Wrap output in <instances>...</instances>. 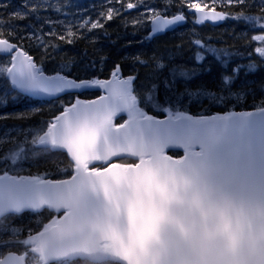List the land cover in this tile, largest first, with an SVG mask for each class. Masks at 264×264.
<instances>
[{"label":"snow or ice","instance_id":"obj_1","mask_svg":"<svg viewBox=\"0 0 264 264\" xmlns=\"http://www.w3.org/2000/svg\"><path fill=\"white\" fill-rule=\"evenodd\" d=\"M116 2L123 4V0ZM234 3L243 5L245 0H227L229 6ZM140 6L152 13V34L186 20L182 7L171 19L164 18L171 0L163 10L142 2L127 4L128 9ZM39 7L34 5L32 10ZM188 7L200 14L195 23L243 19L255 21L264 32V10L259 17L243 13L230 17L215 7L205 11L200 3ZM120 11L109 7L107 19ZM15 15L23 18L20 13ZM89 24L93 29L103 27L99 20L90 19L81 27ZM6 26L7 22H0V52L12 56V67H0V74L7 71L14 88L48 96L97 88L109 94L65 106L48 122L47 131L32 141L46 152L66 150L74 169L71 179L13 177L7 167L3 169L0 218L25 210L40 213L45 207L56 215L35 234L30 229L26 239L0 241V247L24 248L23 254L0 258V264H27L29 253L35 264H76L80 260L84 264H264V107L240 118L211 119H193L164 108L168 119L156 120L138 107L132 88L135 78H121L119 65L112 80L77 81L59 73L45 76L17 44L3 38ZM67 35L75 33L69 30ZM33 38L39 39L35 33ZM253 39L264 45V36ZM196 43L204 48V55L197 53L198 61L211 54L227 63L228 53ZM256 53L264 61V46ZM242 67L237 65L222 76L225 87L234 82ZM255 70L252 64L246 66L247 72ZM194 74L179 72L185 78ZM124 111L129 119L115 125L114 117ZM5 143L10 141L0 139V145ZM169 144L184 147V158L162 155ZM196 146L199 151L194 150ZM26 152L24 143L13 144L0 155V164L15 166ZM126 157L138 158V162H119ZM3 232L19 236L22 229L5 227Z\"/></svg>","mask_w":264,"mask_h":264},{"label":"trees","instance_id":"obj_2","mask_svg":"<svg viewBox=\"0 0 264 264\" xmlns=\"http://www.w3.org/2000/svg\"><path fill=\"white\" fill-rule=\"evenodd\" d=\"M0 0V22H7L4 37L17 44L35 63L37 69L47 75L68 76L76 80H106L117 65L120 77H134L132 88L137 97L138 107L146 114L155 117L169 115L163 111L170 108L172 113L192 115L229 114L233 111H247L264 107V61L256 53L264 45L253 37L264 36V32L254 28L251 23L228 18L215 25L195 23L186 14L183 25L154 39H147L149 20L152 13L140 6L128 9V3L142 2L163 10L167 0H123V4L113 0ZM200 3L206 9L230 14V17L243 13L247 16L261 15L264 0H245L243 5L229 6L227 0L221 6L220 0H171V7L165 14L179 13L182 7L186 13L188 5ZM41 5L33 11L34 5ZM120 8L119 14L107 19L108 8ZM59 9V11H57ZM20 13L23 18H19ZM101 13L104 15L101 16ZM99 20L102 28L81 27L85 20ZM197 29L198 33L195 32ZM71 30L75 36H68ZM13 31L9 36L8 32ZM49 32L56 33L50 36ZM33 33L37 38H33ZM66 39L61 40L59 36ZM217 53H228L227 63L223 64L213 55L206 54L197 60V53L204 55V48ZM43 40V45L40 40ZM68 40H72L71 43ZM140 61H144L142 64ZM11 55L0 54V67L7 69ZM160 63L162 68H157ZM227 64L243 65L234 82L225 87L222 76L231 73ZM252 64L255 71L247 72L246 66ZM181 70L195 72L189 78L179 75ZM0 74V139L7 138L10 143L0 145V155L13 144L24 143L27 152L15 166L0 164V175L8 168V174L16 177H38L46 180H60L71 176L73 166L64 151L46 152L34 147L32 141L47 131V124L59 115L65 106L76 99H91L98 91L87 90L80 93H66L53 99L34 97L15 90ZM175 73V75H174ZM214 94L222 99H212ZM149 95L151 99L149 100ZM23 117V118H21ZM126 117L118 115L113 123L120 124ZM173 157H180L179 150H169ZM133 158L120 160L130 162ZM135 161V160H134ZM67 169V172L64 171ZM61 214V213H60ZM46 207L40 213L25 210L19 215L9 214L0 218V241L26 239L31 229L33 234L55 216ZM22 229L19 236L5 235L3 229ZM24 253L21 246L0 247V257L8 252ZM27 264H35L29 253ZM76 264H84L83 260Z\"/></svg>","mask_w":264,"mask_h":264},{"label":"water","instance_id":"obj_3","mask_svg":"<svg viewBox=\"0 0 264 264\" xmlns=\"http://www.w3.org/2000/svg\"><path fill=\"white\" fill-rule=\"evenodd\" d=\"M211 9H205V11H210ZM217 11V10H216ZM189 12H193L194 14H195V16H196V19H198L199 18V16H200V14L199 13H196L195 12V9H190L189 10ZM218 12V11H217ZM175 15H177V14H175ZM174 16V15H173ZM173 16H164V18H166V19H171ZM151 21V20H150ZM205 22H210V23H212V24H215L217 21H211V20H208V21H205ZM184 22H178L177 24H174V25H172V26H170L169 28H167L165 31H168V30H172V29H174L175 27H177V26H180V25H182ZM151 29H152V24H151V22H150V31H149V33H148V35H147V38L148 39H152V38H154V37H156V36H159L160 34H162V33H164V32H161V33H156V34H152L151 33ZM12 43H14V42H12ZM15 44V43H14ZM201 44V43H200ZM196 45L197 46H199L197 43H196ZM0 54L1 55H5V54H3L2 52H0ZM15 53H13V55H14ZM27 54V53H26ZM28 55V54H27ZM20 63V61L18 60L17 61V64H19ZM9 67H12V56H11V63H10V65L8 66V68ZM44 73V72H43ZM44 75L45 76H49V77H52V76H56V75H47L46 73H44ZM5 77L7 78V81L11 84V86L13 87V85H12V82H11V79L8 77V73H7V71H6V73H5ZM70 78V77H69ZM113 79V76H111L109 79H107V80H112ZM77 81H79V80H77ZM105 81V80H104ZM14 88V87H13ZM15 90H17V91H19V92H21V93H25V94H29V95H32V96H34V97H39V98H45V99H53V98H55V97H57V96H60V95H63V94H66V93H60V94H57L56 96H48V95H46V94H44V93H36V94H31V93H28V92H25V91H22V90H20V89H18V88H14ZM83 91H85V90H74V91H72V92H70V93H80V92H83ZM92 91H100V92H102V94L101 95H99V96H97V97H95V98H93V99H87V100H81V101H92V100H99V98L101 97V96H107L109 93H108V91L107 90H105V89H103V88H97V89H92ZM260 109V108H259ZM259 109H251V110H248V111H246V112H242V111H233V112H231V113H229V114H224V113H214V114H217V115H223V117H237V118H240V117H243V115L244 114H246V113H258V111H259ZM237 112H241V113H243L242 115H236L237 114ZM184 115H186V114H184ZM190 115V114H189ZM210 115H213V114H210ZM210 115H190V117L191 118H195V117H199V116H210ZM152 117V116H151ZM168 117L169 116H164V117H161V118H154V119H156V120H167L168 119ZM216 118H220V116L219 117H216ZM178 149H181V150H185L184 149V147H182V146H179V145H176V144H169V145H167V146H165L164 147V149H163V151L165 152L166 150L167 151H169V150H178ZM194 150H198L199 151V146H196L195 147V149ZM64 152L66 153V150H64ZM67 154V153H66ZM165 156H167V154L165 155ZM184 154H183V157H182V159L184 158ZM168 157H170V156H168ZM147 158V157H146ZM173 160H180L179 158H176V157H171ZM137 159V158H136ZM10 176H13V175H10ZM13 177H16V176H13ZM23 178H27V177H23ZM67 179H71V177L70 178H66V179H60V180H67ZM52 181H59V180H52ZM9 253H15V254H23V253H16V252H13V251H8V252H6V253H4L0 258H4V257H6V256H8V254Z\"/></svg>","mask_w":264,"mask_h":264},{"label":"rangeland","instance_id":"obj_4","mask_svg":"<svg viewBox=\"0 0 264 264\" xmlns=\"http://www.w3.org/2000/svg\"><path fill=\"white\" fill-rule=\"evenodd\" d=\"M259 16H260V15H253V16H251V17H259ZM242 21H245V20L242 19ZM246 22H247V23H251V24L253 25L254 28H258V29H259V25L256 24L255 21H252V22H248V21H246ZM261 23H264V21H261ZM199 39H200L199 37H196V38H195V40H197V41H198ZM227 68H228V69H231V68H234V67H233V65H231V64H227ZM76 100H77V99H76ZM76 100H75V101H76ZM75 101H74V102H75ZM74 102H73V103H74ZM119 114H120V115H124L127 119H129V117H128V113H127L126 111H124V112H120V113H118L117 115H119ZM150 115H151V114H150ZM151 116H152V115H151ZM153 118H155V117H153ZM178 150H179V151L181 152V154H182L181 157H183V154L185 155V150H181V149H178ZM195 151H198V150H195ZM165 153L167 154V156L173 157V156H171V155L169 154V152H168L167 150L165 151Z\"/></svg>","mask_w":264,"mask_h":264},{"label":"flooded vegetation","instance_id":"obj_5","mask_svg":"<svg viewBox=\"0 0 264 264\" xmlns=\"http://www.w3.org/2000/svg\"><path fill=\"white\" fill-rule=\"evenodd\" d=\"M109 3V2H108ZM111 5V4H110ZM188 9H190L189 7L186 9V13H183L185 16H186V14L187 15H190V16H192L193 18H194V21H196V18H195V15L192 13V12H188ZM175 14H179V13H174V14H165L164 16H173V15H175ZM152 18V17H151ZM151 18H150V20H151ZM150 20H149V30H148V33H149V31H150ZM219 21H217L216 23H218ZM205 24H207L208 22H204ZM215 23V24H216ZM199 24H201V23H199ZM208 24H210V25H215V24H212V23H208ZM177 28V27H176ZM175 29V28H174ZM174 29H172V30H174ZM168 31H170V30H168ZM167 31H165L164 33H166ZM195 32L196 33H198V31H197V29H195ZM148 33H147V35H148ZM164 33H162V34H160L159 36H161V35H163ZM147 35H146V37H147ZM148 39V38H147Z\"/></svg>","mask_w":264,"mask_h":264},{"label":"bare ground","instance_id":"obj_6","mask_svg":"<svg viewBox=\"0 0 264 264\" xmlns=\"http://www.w3.org/2000/svg\"><path fill=\"white\" fill-rule=\"evenodd\" d=\"M178 27V26H177ZM176 28V27H175ZM243 113H241V112H237V114L236 115H242ZM186 116H188V117H190V115L189 114H186ZM223 117V115L221 114V115H217V114H213V115H210V116H199V117H195V118H193V119H201V118H203V119H211V118H213V117ZM162 155H166V153L163 151V153H162Z\"/></svg>","mask_w":264,"mask_h":264}]
</instances>
